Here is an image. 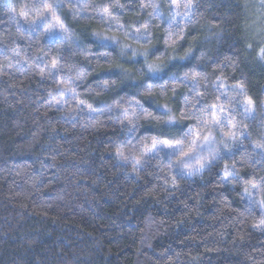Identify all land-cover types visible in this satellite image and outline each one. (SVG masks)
<instances>
[{"label":"clouds","instance_id":"clouds-1","mask_svg":"<svg viewBox=\"0 0 264 264\" xmlns=\"http://www.w3.org/2000/svg\"><path fill=\"white\" fill-rule=\"evenodd\" d=\"M80 258L264 264V0H0V264Z\"/></svg>","mask_w":264,"mask_h":264},{"label":"trees","instance_id":"trees-1","mask_svg":"<svg viewBox=\"0 0 264 264\" xmlns=\"http://www.w3.org/2000/svg\"><path fill=\"white\" fill-rule=\"evenodd\" d=\"M56 235H58V233H53V238L51 240H47L44 244H42L37 249V251L38 252L44 251L45 248H48L50 245L55 244V246L51 248V251L52 252L59 251V252H62L64 254H67L69 252V246L70 245H73L75 242L73 240L69 239L68 236H67V234H66L63 240H61L59 243H55V237H56ZM4 246L6 248L12 247L13 244H12L11 239H9L8 241H5ZM75 264H88V261L85 260V259H83V258H80L79 260H77L75 262Z\"/></svg>","mask_w":264,"mask_h":264}]
</instances>
